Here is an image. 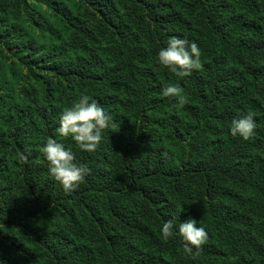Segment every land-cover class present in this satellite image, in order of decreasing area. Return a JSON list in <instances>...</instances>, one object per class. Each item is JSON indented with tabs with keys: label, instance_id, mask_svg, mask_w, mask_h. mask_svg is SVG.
<instances>
[{
	"label": "trees",
	"instance_id": "obj_1",
	"mask_svg": "<svg viewBox=\"0 0 264 264\" xmlns=\"http://www.w3.org/2000/svg\"><path fill=\"white\" fill-rule=\"evenodd\" d=\"M172 36L200 70L159 64ZM83 95L115 121L91 153L56 132ZM48 138L90 169L71 193ZM189 218L208 234L192 253ZM0 264H264V0H0Z\"/></svg>",
	"mask_w": 264,
	"mask_h": 264
},
{
	"label": "clouds",
	"instance_id": "obj_2",
	"mask_svg": "<svg viewBox=\"0 0 264 264\" xmlns=\"http://www.w3.org/2000/svg\"><path fill=\"white\" fill-rule=\"evenodd\" d=\"M158 62L177 77H188L194 70L202 68L201 50L195 42H189L176 36L169 38L166 48H161L158 53ZM164 97L175 98L176 107H183L188 98L184 89L178 84L169 83L162 89ZM255 113L248 112L246 115L233 119L230 132L233 137L239 135L244 140L254 136L256 123ZM113 117L104 111V108L95 99L83 95L79 102L66 108L59 121L56 132L59 136L71 139L79 149L87 152H95L102 140L105 129L113 126ZM44 158L49 165V174L59 182L65 193L75 191L90 174L86 164L76 163V156L71 149H66L64 144L53 138H48L41 148ZM28 154H20V162H28ZM175 219H169L163 223L161 234L164 241L174 236ZM179 235L185 242V252L192 253L193 248L199 250L208 239V234L203 227L197 226L195 219L189 218L179 223Z\"/></svg>",
	"mask_w": 264,
	"mask_h": 264
}]
</instances>
